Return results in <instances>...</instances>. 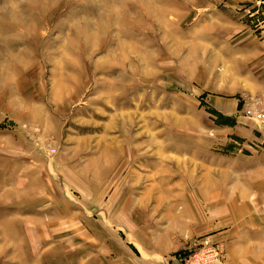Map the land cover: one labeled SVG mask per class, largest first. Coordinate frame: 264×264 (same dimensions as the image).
<instances>
[{
  "label": "rangeland",
  "instance_id": "1",
  "mask_svg": "<svg viewBox=\"0 0 264 264\" xmlns=\"http://www.w3.org/2000/svg\"><path fill=\"white\" fill-rule=\"evenodd\" d=\"M0 264H264V0H0Z\"/></svg>",
  "mask_w": 264,
  "mask_h": 264
},
{
  "label": "crops",
  "instance_id": "2",
  "mask_svg": "<svg viewBox=\"0 0 264 264\" xmlns=\"http://www.w3.org/2000/svg\"><path fill=\"white\" fill-rule=\"evenodd\" d=\"M235 101V100H234ZM215 108V110L217 111V112H219L220 113V111H222L223 113H225V114H227V112L229 111V108L227 107V105L226 106H224L223 107V105H221V104H216V106H214ZM239 108V105H238V102L237 101H235L234 103L232 102L231 104H230V111L228 112L229 113V115L231 116V115H237V113L239 112L237 109ZM241 118V116H237V118Z\"/></svg>",
  "mask_w": 264,
  "mask_h": 264
},
{
  "label": "built area",
  "instance_id": "3",
  "mask_svg": "<svg viewBox=\"0 0 264 264\" xmlns=\"http://www.w3.org/2000/svg\"><path fill=\"white\" fill-rule=\"evenodd\" d=\"M256 118H257V119H260V118H262V116H261V115H258V116H256Z\"/></svg>",
  "mask_w": 264,
  "mask_h": 264
}]
</instances>
